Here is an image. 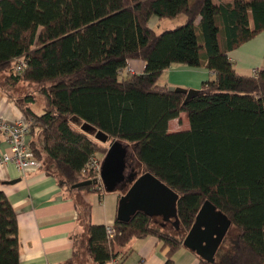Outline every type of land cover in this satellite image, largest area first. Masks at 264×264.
Wrapping results in <instances>:
<instances>
[{"label":"trees","instance_id":"obj_1","mask_svg":"<svg viewBox=\"0 0 264 264\" xmlns=\"http://www.w3.org/2000/svg\"><path fill=\"white\" fill-rule=\"evenodd\" d=\"M180 16L182 26L161 34L149 25L153 17ZM263 32L264 0L0 2V87L30 121L31 148L46 167L52 163L66 196L87 191L86 201L72 198L95 264L120 261V249L148 236L169 248L165 264H173L206 201L232 224L214 263L193 252L199 264H264V69L242 76L230 58ZM131 60L145 63L142 74L127 71ZM174 65L206 68L215 79L185 102L186 95L158 85ZM21 86L35 92L18 95ZM182 114L189 128L172 132L170 122ZM73 121L94 127L108 143L137 147L143 174L178 196L181 237L166 233L161 218L164 232L156 229L143 212L129 221L116 218L114 238L107 226L93 224L87 196L100 185L72 187L98 178L86 168L108 147L75 130ZM17 219L0 192V264H20Z\"/></svg>","mask_w":264,"mask_h":264},{"label":"crops","instance_id":"obj_2","mask_svg":"<svg viewBox=\"0 0 264 264\" xmlns=\"http://www.w3.org/2000/svg\"><path fill=\"white\" fill-rule=\"evenodd\" d=\"M235 70L242 76H253V72L264 69L263 34L230 53ZM135 74H142L145 63L131 60ZM167 85L185 89H201L203 83L215 79V74L206 68H192L174 65L162 76ZM181 115L180 118L187 119ZM0 117L7 122H15L23 117L18 107L0 87ZM175 119L170 122V130L177 132L185 121ZM183 120V119H182ZM185 127L189 128L187 124ZM6 149V146L3 147ZM49 167L20 173L13 165L0 172V192L8 197L18 216L20 264H74L77 257V243L87 242L85 227L79 222L75 199L66 196ZM50 168V169H49ZM48 169V170H47ZM52 172H51V171ZM50 172V173H49ZM18 181L16 184H11ZM98 190L87 196L92 206V222L95 225L114 226L122 194L117 191L109 195ZM169 248L155 236L133 240L120 249V264H165ZM173 264H199L192 251L181 247L173 255ZM84 264H95L90 258Z\"/></svg>","mask_w":264,"mask_h":264},{"label":"water","instance_id":"obj_3","mask_svg":"<svg viewBox=\"0 0 264 264\" xmlns=\"http://www.w3.org/2000/svg\"><path fill=\"white\" fill-rule=\"evenodd\" d=\"M170 92L186 95V101L195 96L198 91L181 87H169ZM83 129L90 133L96 132V139L104 143L108 137L88 124ZM130 145L122 141H113L106 153L100 172V181L108 193L121 191L117 218L120 221H129L137 212H143L149 217H159L163 222L175 219L179 224L177 214L178 196L166 185L149 173L138 175L134 170L127 177V159L131 156ZM14 181L11 184H16ZM99 180H87L74 185L73 189L97 186ZM228 217L209 201L200 209L195 222L184 238L183 245L186 249L196 253L208 263H214L215 256L231 228Z\"/></svg>","mask_w":264,"mask_h":264},{"label":"built area","instance_id":"obj_4","mask_svg":"<svg viewBox=\"0 0 264 264\" xmlns=\"http://www.w3.org/2000/svg\"><path fill=\"white\" fill-rule=\"evenodd\" d=\"M2 0H0L1 2ZM18 70H22V65L18 67ZM127 71L134 74L135 71L131 66ZM256 73V71H254ZM32 132L30 121L25 117H21L15 122H7L0 117V172L8 165H13L23 175L27 174V171L31 169L40 168L41 162L36 158L30 144L29 137ZM4 145L6 149H4ZM102 168V161L93 157L87 165V170L90 172L98 173V180L100 189L104 190V187L100 181V172ZM109 237L114 238L116 235L115 228L113 226L108 227ZM112 264H120L119 260L112 261Z\"/></svg>","mask_w":264,"mask_h":264},{"label":"rangeland","instance_id":"obj_5","mask_svg":"<svg viewBox=\"0 0 264 264\" xmlns=\"http://www.w3.org/2000/svg\"><path fill=\"white\" fill-rule=\"evenodd\" d=\"M185 23V17L184 16H180L178 19H176V20H160L159 18H157V17H153L151 20H150V23H149V25H150V27L157 33V34H161V33H163V32H166V31H170V30H174L176 27H178V26H182L183 24ZM263 34V37H264V32L262 33ZM261 34V35H262ZM261 35H259V37L261 36ZM263 62H264V60H263ZM158 85H160V86H164V85H167V82H166V79L165 78H163V77H161L160 79H159V81H158ZM170 87V86H169ZM182 88H184V87H182ZM32 91H34L35 92V89L33 88V87H30V86H21V87H19L18 89H17V94L19 95H24V94H27V92H32ZM39 102H38V104L40 105V104H42L41 102V100L39 99L38 100ZM33 109L35 110V111H37L38 113H41L42 111H41V108H39L38 106H33ZM182 115H184L183 117H186V114H182ZM181 120V122L182 121H185V123L187 124V119H184V118H180ZM183 119V120H182ZM183 123V122H182ZM71 124H72V127L75 129V130H77V131H80V132H83V133H85L87 136H89L91 139H93V140H96V132L95 133H90V132H87V131H85L84 129H83V123L82 122H75V121H73V122H71ZM185 124V125H186ZM185 125L183 124L182 126H181V128H180V130L181 131H183V130H185V129H187L186 127H185ZM38 141H39V137H37V136H34V142H37L38 143ZM102 144H105L106 145V147H108V150H109V147H110V143L111 142H107L108 144H106V143H104V142H102V141H100ZM104 145V146H105ZM38 148L40 149V147L38 146ZM108 152V151H107ZM105 157V156H104ZM104 157H102L101 155H99L98 156V158H99V160H102L103 161V159H104ZM131 157H132V159L133 160H136V165H137V167H139L138 168V171H136L137 173H138V175H142L143 174V172H142V167H141V165H140V162H139V159H138V157H137V147L135 148V147H133V149H131ZM44 165H48V163H47V161L46 160H44V158H43V160L41 161ZM95 190H97V188L95 187ZM119 194H122V192L121 191H117ZM87 194V191H85V190H81V191H79V192H72V193H70V196L71 197H74V198H76L77 199V201H79V200H84V201H86L85 200V198H84V196ZM96 194V193H95ZM104 196L105 195H109L110 193H108V192H103L102 193ZM153 218V221H155V223H156V226H155V228L156 229H159L160 231H163L162 229H161V226L159 225V224H161L162 223V221L160 220V218L159 217H152ZM161 222V223H160ZM175 222V219H171V222H168V223H165V227L167 228V230H165V232L166 233H170L171 235H174V236H177V237H181L182 235H178V234H180V233H178L179 232V230H180V228H179V224H176V223H174ZM154 223V224H155ZM164 232V231H163ZM189 232V231H188ZM188 232L184 235L185 237H186V235L188 234ZM183 236V237H184ZM84 244H81L80 243V241H78V243H77V248H78V252H77V257L75 258V261H74V264H84L85 263V260H89V257L86 255V252L85 251H82V249H81V247L83 246Z\"/></svg>","mask_w":264,"mask_h":264},{"label":"flooded vegetation","instance_id":"obj_6","mask_svg":"<svg viewBox=\"0 0 264 264\" xmlns=\"http://www.w3.org/2000/svg\"><path fill=\"white\" fill-rule=\"evenodd\" d=\"M137 165H136V160H133L131 156L127 159V167H126V174L127 177L132 173V171L136 170L138 171ZM165 226V224H163Z\"/></svg>","mask_w":264,"mask_h":264}]
</instances>
